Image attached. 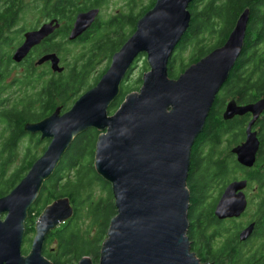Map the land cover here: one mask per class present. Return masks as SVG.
I'll return each instance as SVG.
<instances>
[{
  "label": "water",
  "instance_id": "1",
  "mask_svg": "<svg viewBox=\"0 0 264 264\" xmlns=\"http://www.w3.org/2000/svg\"><path fill=\"white\" fill-rule=\"evenodd\" d=\"M193 0H156L136 23L134 33L111 56L98 82L64 113L59 109L24 131L40 134L49 143L25 176L0 198V264H52L42 255L46 235L73 214L67 198L48 205L36 221L28 255L21 253L28 209L58 166L73 140L87 129L99 132L94 169L111 184L116 215L110 220L97 264H209L190 250L187 179L195 140L202 134L215 98L239 58L248 23V10L236 20L226 42L189 66L175 79L168 63L188 31ZM98 10L80 13L69 40L74 41L95 21ZM53 28L24 35L12 60L21 61ZM149 70L137 92L129 93L109 115L108 106L139 55ZM52 57V56H49ZM57 67V59L53 61ZM62 109V108H61ZM60 109V110H61ZM264 113V98L245 105L226 104L224 121L251 115L242 143L232 148L236 162L251 169L260 141L253 130ZM246 180L229 182L219 196L213 216L218 221L240 218L247 209ZM249 222L237 233L240 243L255 231ZM77 264H93L83 257Z\"/></svg>",
  "mask_w": 264,
  "mask_h": 264
},
{
  "label": "trees",
  "instance_id": "2",
  "mask_svg": "<svg viewBox=\"0 0 264 264\" xmlns=\"http://www.w3.org/2000/svg\"><path fill=\"white\" fill-rule=\"evenodd\" d=\"M154 3H151L150 9L154 6ZM198 5L200 6L199 10L196 9ZM188 10L191 14L190 36L183 35L176 46L177 50L174 52V59L171 58L168 63V76L170 78L174 77L172 68L175 63L178 62L180 65L178 74H181L189 66L208 55L212 50L221 47L226 42L238 17L245 10H248V23L242 52L221 89L225 91L226 97L230 96L231 100H235L239 104H249L264 98V0H193ZM3 22L4 20L0 24V47L6 42V37L2 35L1 31ZM121 46L122 44L112 51V55ZM189 47L193 48V54L190 56L188 62H184L181 58V53ZM90 62L91 60L80 67L75 62L71 65L70 81L68 89L66 88L68 97L60 100L64 104L63 107L66 106L68 101L71 102L73 100L71 103L73 104L83 94L79 95V92L85 87L87 68L90 66ZM145 65H148L147 62H145ZM106 70L107 68L100 73L94 80L93 85L88 87L87 90L98 82ZM175 76L177 78L178 75ZM141 83L142 78H139L138 84ZM51 91L54 94L57 91L65 93L61 82H54ZM136 91H139V89L136 88ZM131 92H133V89L127 88L123 81L120 85L118 96L108 106V114L112 115ZM53 100L51 98L49 101H46V106L39 112H31L29 110L33 105L32 102H28L27 108L24 110H5L2 107L3 103L0 102V115L5 116V123L10 129L9 137L2 145V151H8L9 154L14 152L18 140L27 133L24 131V125L26 123L39 122L51 115L55 111ZM221 107V101L215 98L204 130L195 140L191 152V166L187 179V188L190 195L188 239H190V243L192 244L193 250H191L194 251L196 258L201 263L264 264V190L261 192L260 202L255 209L254 221H251L256 225L255 231L251 238L244 243L238 241V231L226 233L225 235L222 234L224 223L233 222V219L218 221L213 216L214 205L212 207L208 205L209 200L214 197L213 194L210 196L208 192L214 191V194H217V191H220L218 193L219 196L223 188L230 182L228 179L229 170L232 169L230 167L232 165L236 168L240 167L232 159V155L225 154L219 156L212 153V149L219 145L223 135H228L231 139L236 134L240 137H243L244 134L245 118H234L230 121H224L221 117ZM63 109L65 110L66 107ZM48 110L49 112L47 113ZM263 124L264 119L262 120V126H260L262 146L259 158L257 157V162L253 168H242L245 177L248 179V185L250 182L256 181L261 188H264ZM98 134L99 132L95 129H87L73 140L63 157L65 158L68 152H70L74 154V159L64 162V164L61 161L59 162L53 174L44 181L38 195L39 198L37 197V200H35L39 204L38 210L41 212L49 205V202H54L60 198L68 197L72 202L73 214L71 218L49 232L45 237L42 255L52 264H74L75 262H79L83 257H92L93 260H98L101 246L107 238L109 221L116 215L111 184L99 176L94 169L95 144ZM83 135L86 137V145L78 147L75 143L81 140L80 137ZM205 145L210 146L211 150L207 155L202 156L201 150ZM27 151L31 152V149L29 148ZM85 155L87 159L81 164L79 162L80 157ZM38 157L31 153L26 155L25 162H27V165H23L19 172L17 171L12 175V180L7 181L8 184L4 190L0 189V198L7 195L19 183ZM7 162V159H5L3 165ZM2 174L3 166L0 169V183L9 179H2ZM91 179L101 182L99 194H95ZM83 189L85 191V198L79 200L78 194ZM104 191L109 196L106 201H102L104 204L103 210L106 211V218L105 222L98 226L96 223L100 211L99 203L97 202L96 206L92 204L95 202L97 195H104ZM85 201L88 204H83ZM33 210L34 208H29L27 212L28 219L25 220V231L29 232L30 230L35 235L34 228L31 227L33 221L32 219L30 220ZM38 210L36 209V211ZM90 218H94V220L91 221ZM82 220L89 222L85 229L81 227ZM96 226L99 227V234L101 233V236H98L95 241L99 240L95 242L90 240V235ZM221 235L223 236V240L219 245H216L214 240ZM256 240L261 242L260 246L250 248L251 242L254 243ZM53 244L54 247H51ZM21 251H24V249ZM22 253L24 254V252Z\"/></svg>",
  "mask_w": 264,
  "mask_h": 264
},
{
  "label": "flooded vegetation",
  "instance_id": "3",
  "mask_svg": "<svg viewBox=\"0 0 264 264\" xmlns=\"http://www.w3.org/2000/svg\"><path fill=\"white\" fill-rule=\"evenodd\" d=\"M107 1L108 0H0V24L4 20L1 28L2 35L10 39L0 47V94L5 88L9 90L12 87L11 90H13V94L18 95V103L11 104L10 106L4 105L8 100L0 97V102L3 103L2 107L4 106L3 108L5 110H24L27 108L28 102H32L33 105L29 110L31 112H39L46 106L45 102L49 101L51 98L52 100L54 99L52 101L53 103L60 102V100L67 98L68 91H66V88L68 89L71 69L69 59L70 48L72 46L74 48L80 47L83 50L80 59L84 56V60L87 57L84 62L85 64H87L89 60L92 62L95 57L93 55L95 52L93 50L91 51V49L96 44L100 46L102 43H106L108 41L107 35L109 34L116 35L119 30L126 32L123 25H120L123 14H137L135 26L130 33H127L126 41L134 33L137 21L150 9L151 3L156 0H146V6L142 5V7H138L137 13L134 12L141 0H122L125 6L118 10V16H116V14L112 16L111 14L107 16L104 15L103 7L107 4ZM90 10L99 11L95 21L77 39L70 41L69 36L77 16L80 13H85ZM48 25L53 28V31L48 36L44 37L39 44L33 46L21 61H13L12 55L23 43L24 35L28 32L39 31L42 27ZM4 48L8 49L5 50ZM176 50L177 49H175V52ZM55 59H57L56 69L53 68L52 64ZM77 60L78 58H76L74 62L76 63ZM54 82H61L65 93L63 91L62 93L57 91L54 94L53 91H51ZM230 101H234L238 105H245L239 104L231 99L227 102L224 100L221 107V116L226 104ZM60 109L59 111L62 113ZM48 112L49 110L47 113ZM234 118H245L247 123L251 119V115L246 114L242 117ZM243 129L245 130L244 127ZM257 136L260 141L261 149L262 140L259 131H257ZM203 149H205V146L202 147V150ZM230 155H232V159L234 158L233 160L236 162L235 156L232 153H230ZM235 180H246L248 187V179L245 175Z\"/></svg>",
  "mask_w": 264,
  "mask_h": 264
},
{
  "label": "rangeland",
  "instance_id": "4",
  "mask_svg": "<svg viewBox=\"0 0 264 264\" xmlns=\"http://www.w3.org/2000/svg\"><path fill=\"white\" fill-rule=\"evenodd\" d=\"M146 6V0H141L139 1V6L136 7V10L134 13H137L138 7H142ZM125 4L123 3L122 0H108L107 4L103 7L104 8V15H114L116 14V16H118V10L121 8H124ZM200 6H197V10H199ZM104 16V17H105ZM136 16L137 14L131 15V14H123V17L120 20V25H123V27L125 28L126 32L119 30L116 35L112 34V35H107V39L108 41L106 43H102V45H95L91 51L93 50L95 52V54H93L95 57L93 58L90 66L87 68V78H86V82H85V87L83 89H81V91L79 92V95L84 93L88 87H90L91 85H93L94 80L100 75V73L102 71H104V69L108 68L109 64H110V59H111V55H112V51L116 50L119 45H121L126 37H127V33H130L132 31V29L135 26V21H136ZM187 35L188 37L190 36V32L189 29L188 31L184 34ZM10 40L8 38H6V41ZM6 43V42H5ZM5 50H7L6 48H4ZM70 63L72 65V63L75 61L76 58H78L76 65L78 67L82 66L83 64H85V60L83 59V57L80 59V55L82 54L83 50L80 47L74 48L73 46L70 48ZM100 49V51H99ZM175 54V53H174ZM174 54L171 57L172 59H174ZM193 54V48L189 47L188 49H186V51L181 53V58L184 60V62H188L190 56ZM1 56V53H0ZM3 56V55H2ZM171 60V59H170ZM146 62V56L144 54H141L138 56V58L134 61L131 69L129 70L126 78L124 79V84L127 88H131L133 89V92H137V89H140L141 84H138V79L142 78L143 75L149 70V66L145 65ZM107 65V66H106ZM148 69V70H147ZM179 70H180V65L177 63H175L173 65L172 68V74L174 77H171V79H175V75H179ZM170 78V77H169ZM127 79V80H126ZM8 82V80H7ZM80 83V82H78ZM12 88V87H11ZM11 88L9 90H7L6 88L4 89V91L0 94V97L2 99H7L8 101L4 104L6 106H10L11 104H17V100H18V95L13 94V90H11ZM132 93V92H131ZM78 95V96H79ZM216 99L220 100L221 103H223V101L225 100V102H227L229 99H231V97H226V93L223 89H220V91L218 92ZM73 101V100H72ZM71 102L68 101V103L66 104V109L68 110L70 108V106L72 105ZM53 104H55V109L57 108H62L61 112L64 113L65 111H67L66 109L64 110L63 107L64 104H62L61 102H54ZM226 104V103H225ZM4 107V106H3ZM264 115V114H263ZM264 119V117L262 116L260 118V120L256 123V125L253 127V130H255L256 132L259 131L261 133V128L260 126H262V120ZM6 118L5 116L0 115V169L3 166V174L1 175L2 179H7L5 181H2L0 183V189L4 190L7 186V181H11L12 180V175L14 173H16L17 171L19 172L20 169L22 168L23 165H27L26 161V155L28 153H31L32 155H36L41 156V154L43 153V149L47 146L49 139L43 140L41 139L39 136L40 134H29L26 133L22 138H20L16 144V147L14 148V152H12L11 154L8 153V151H2L3 147V143L6 141V139L9 137V133H10V129L7 127L6 123ZM247 121V120H246ZM246 121L244 123V128L246 127ZM264 125V124H263ZM81 140L76 141L75 145L77 144L78 147H84V145H86V137L85 135L80 137ZM245 138V134H243V137L238 136L237 134L234 135V137L232 136V138L230 139V136L228 137V135H223L220 139V143L218 146H216L214 149H212V153H214V155H225V154H230L231 150L233 147H235L236 145H239L240 143H242L244 141ZM31 149V152L27 151V149ZM211 150V147L208 145H205V149L202 150L201 155H207V153H209V151ZM261 150V149H260ZM259 150V152H260ZM259 152L257 157L259 158ZM67 153V150L66 152ZM65 155V154H64ZM74 154L68 152L67 156L64 158H62L60 161L63 162H67L70 160H73L74 158ZM7 159V163H4V160ZM87 159L86 155L85 156H81L80 157V163L83 164L85 162V160ZM234 159V158H233ZM232 169L229 170L230 174H228V179L231 181L233 178L235 179H239L242 175H244V170L241 167H234L233 165L230 167ZM64 175V173H63ZM92 178V177H91ZM234 179V180H235ZM17 180V179H16ZM91 183L93 184V188L95 191V194H99L100 188H101V182L95 179H91ZM264 190V188H261L259 183L256 181H252L249 183L248 187L246 188V190L244 191L246 198H247V209L245 211V213L238 219H233V222H225L224 223V230L222 231V234L225 235L226 233H230L233 231H239L242 227H244L246 224H248L251 221H254V215H255V209L257 208L258 203L260 202V198H261V192ZM220 191H217V194H214V191H210L208 192L209 195L211 196L213 194V199L209 200L208 205L209 207H212L214 205V203L216 202L217 198H218V193ZM84 189L81 190L79 192V200H83L84 197ZM108 193L104 191V195L100 196L97 195L95 197V202L92 204L94 206L97 205V202L99 203V213H98V218H97V225L100 226L102 223L105 222V218H106V211L103 210V202L102 201H106L108 199ZM39 198V197H38ZM69 200V203L72 207V202L70 201V199L68 197H66ZM114 199V198H113ZM37 200V199H36ZM114 201V200H113ZM37 201H35L31 208H34L33 210V214H31L30 216V220L32 219L33 223L31 224V227H35L36 221L38 220L40 214L42 213L40 210H38V208L40 207L38 203H36ZM52 202H49V205ZM114 203V202H113ZM83 204H88L87 201L83 202ZM207 205V202H206ZM204 205V206H206ZM115 206V205H114ZM189 208H190V201H189ZM36 209L38 211H36ZM29 210V209H28ZM28 219V216H27ZM26 219V220H27ZM91 221L94 220V218H90ZM111 220V219H110ZM82 228L85 229L89 224V222L87 220H82ZM110 222V221H109ZM25 224V230H26V223ZM64 224V223H63ZM62 225V224H60ZM58 225V227L60 226ZM77 226V225H75ZM96 226L95 230L93 231V233L90 235V240L95 241V239L98 238V236H101V233L99 234V227ZM34 237V234L29 230V232L24 233L23 236V242H22V246H21V250L24 249V254L22 253V255L26 256L29 253L30 250V246H31V242L32 239ZM187 237H188V232H187ZM99 240V239H98ZM96 240V241H98ZM223 240V236L221 235L220 237H218L217 239L214 240V243L216 245H219V243ZM95 241V242H96ZM190 241V239H189ZM251 241V240H250ZM191 242V241H190ZM249 243V242H247ZM98 244V243H97ZM261 242L258 240L254 241V243L251 242V245H249L250 248H255L257 246H260ZM54 247V244L51 245V247ZM248 246V245H247ZM50 248V247H49ZM192 249V244L190 243V250ZM193 250V249H192ZM192 253H194V251H192ZM195 254V253H194ZM92 261L93 264H97L98 260H93L92 257H89ZM99 259V258H98ZM78 262H75L74 264H77Z\"/></svg>",
  "mask_w": 264,
  "mask_h": 264
},
{
  "label": "bare ground",
  "instance_id": "5",
  "mask_svg": "<svg viewBox=\"0 0 264 264\" xmlns=\"http://www.w3.org/2000/svg\"><path fill=\"white\" fill-rule=\"evenodd\" d=\"M126 80H127V79H126ZM45 140H46V139H45ZM54 171H55V170H54ZM52 174H53V173H52ZM52 174H51V175H52ZM39 192H40V191H39ZM36 199H37V198H36Z\"/></svg>",
  "mask_w": 264,
  "mask_h": 264
}]
</instances>
